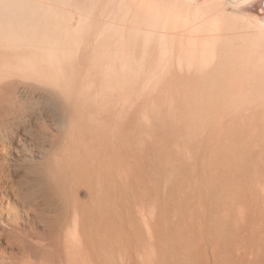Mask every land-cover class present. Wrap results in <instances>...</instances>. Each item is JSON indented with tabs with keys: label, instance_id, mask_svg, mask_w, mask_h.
I'll list each match as a JSON object with an SVG mask.
<instances>
[{
	"label": "bare ground",
	"instance_id": "1",
	"mask_svg": "<svg viewBox=\"0 0 264 264\" xmlns=\"http://www.w3.org/2000/svg\"><path fill=\"white\" fill-rule=\"evenodd\" d=\"M0 264H264V0H0Z\"/></svg>",
	"mask_w": 264,
	"mask_h": 264
},
{
	"label": "rangeland",
	"instance_id": "2",
	"mask_svg": "<svg viewBox=\"0 0 264 264\" xmlns=\"http://www.w3.org/2000/svg\"><path fill=\"white\" fill-rule=\"evenodd\" d=\"M167 75H168V77H167V80H164L165 81L164 84L167 85L168 82L170 81L171 84H172L171 87H170L171 84L169 85L170 89H169L168 85L167 86L165 85L166 87L164 86L163 88H161L162 90H161L160 95L157 93V95L154 96L156 93L154 94L153 93L154 91H152V88H151V90H149L148 93H145V95L150 93L148 98H146L145 95H144L145 98H143V96H142V99H140V100H137L138 98H136L135 106L137 108L139 106L144 105V103H145V107L146 108H149V110H150V111L149 110L148 111L150 112L151 122H154L155 121V122H159V123H162V124L164 123L165 124V126L160 127V130H161L160 137L162 138V143L164 144L163 153L165 155H167V156L170 155L169 157H172V156L183 155L184 153L185 154H191L194 151L192 149L194 147V143L196 144L197 142L194 141L193 137L191 138V140L188 137V138H186L187 140L185 139V141H183V140H181L182 139V135H180V134H181V132L183 134L185 132L184 130H186L185 129L186 127L183 128L182 127V124L188 125L191 128L189 130H193L194 127H191L190 126V122L191 123L192 122H196V118H195V108H197L196 107L197 105H195V104L197 103V101L195 100L196 99V97H195V90H194L195 88H193L194 85H193V87L190 86L193 83H191L189 81H187V82H189L190 85L188 83H185V84L188 85V87L190 86L189 87L190 89H188V87L185 88V86H184L185 84L183 85V83H182V82H185V80L180 76V75H183V74H180V75L178 74L180 77L177 75L179 77V78H177V80L172 77L174 75L170 76L172 78V80L169 77V75H171V74H167ZM172 81H173V83H172ZM173 85H174V88H172ZM181 87L187 89V90H183V93L186 94V96L184 97L185 100L181 96V94H183V93H180V92H182ZM191 87H192V89H191ZM166 88H168L169 91ZM173 89H176V91L173 90ZM136 90H137V88H135V91ZM171 90H173V92H170ZM165 91H167V93ZM177 91H178V93H177ZM170 94H174V96L173 97L168 96ZM177 94H178V96H177ZM187 95H188V97H187ZM157 96L160 99H155ZM176 96H177V98H174ZM179 96H181L182 100H181V98ZM144 99H147V101L145 100V102H143ZM152 99L154 101H152ZM151 102H153V103H151ZM189 103H191V104H189ZM188 104L190 105L189 107L187 106ZM193 104H194V106H193ZM137 105H139V106H137ZM149 105H150V107H149ZM164 106L167 108V112L168 113H161L160 112L159 108L160 107H164ZM191 106L194 107L193 110H192ZM183 107L185 109H183ZM175 108H176V111L174 112L175 114H172L173 113V109H175ZM190 110L192 111V113H190ZM152 111H154V112H152ZM165 112H166V110H165ZM136 114H137V112H136ZM141 117H138V115H135L134 116L135 125H137L142 120ZM181 117H182V119H180ZM184 119H185V121H184ZM193 119H194V121H192ZM166 123H168V125L170 124V126L166 125ZM171 125H173V126H171ZM207 137L208 136H204V138L203 137L202 138L205 141V139ZM117 139H118V137H117ZM133 139H136V138H132V139L129 140V146H128L129 151L126 148V142H125V144H122V140L123 139H118L119 142H121V144L118 145V146H116L115 148H113V150L115 151V153H118V155H120L123 159H125V161L127 163H130L131 142L134 144V146H137V141L138 140L136 139V142H135ZM148 140H149V143L152 144V142H154V136L151 135L150 138H148ZM241 146H242V144H241ZM191 149H192V151H191ZM151 150H153V148ZM199 151H200V153L207 152V150L205 149V144L204 143H202L200 145ZM208 153L211 154L212 156L219 155L221 157V160H225L227 158L228 154H229V152H226L224 148H218V149H214V150L209 149L208 150ZM177 158H182V157H177ZM186 162H189V159L188 158L185 159V160H179V161L176 160V164L177 165L175 167L181 169V164L186 163ZM170 166H172V165H170Z\"/></svg>",
	"mask_w": 264,
	"mask_h": 264
}]
</instances>
